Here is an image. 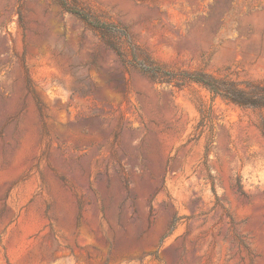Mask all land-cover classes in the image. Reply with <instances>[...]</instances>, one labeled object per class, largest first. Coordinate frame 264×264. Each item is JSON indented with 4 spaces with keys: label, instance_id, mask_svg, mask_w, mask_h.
<instances>
[{
    "label": "rangeland",
    "instance_id": "374dc122",
    "mask_svg": "<svg viewBox=\"0 0 264 264\" xmlns=\"http://www.w3.org/2000/svg\"><path fill=\"white\" fill-rule=\"evenodd\" d=\"M0 0V264H264V0ZM156 76L157 80L152 78Z\"/></svg>",
    "mask_w": 264,
    "mask_h": 264
},
{
    "label": "trees",
    "instance_id": "16d2710c",
    "mask_svg": "<svg viewBox=\"0 0 264 264\" xmlns=\"http://www.w3.org/2000/svg\"><path fill=\"white\" fill-rule=\"evenodd\" d=\"M60 5L79 16L82 13L69 7V0H57ZM154 80L156 76L152 75ZM187 82H193L206 88L214 97H220L229 104L242 108H264V83L250 80H234L206 72L188 73Z\"/></svg>",
    "mask_w": 264,
    "mask_h": 264
}]
</instances>
